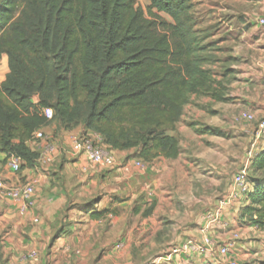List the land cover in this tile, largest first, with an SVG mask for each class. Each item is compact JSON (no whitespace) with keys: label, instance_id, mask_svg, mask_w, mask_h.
<instances>
[{"label":"trees","instance_id":"1","mask_svg":"<svg viewBox=\"0 0 264 264\" xmlns=\"http://www.w3.org/2000/svg\"><path fill=\"white\" fill-rule=\"evenodd\" d=\"M145 1L0 0V56L8 65L0 81V163L12 154L34 163L27 141L50 123L46 107L52 120L81 124L110 149L139 147L144 162L176 158L179 142L168 131L192 96L229 100L232 71L218 79L210 67L192 0ZM196 132L223 136L215 126ZM256 162L264 167V151ZM245 202L243 215L264 229L262 179Z\"/></svg>","mask_w":264,"mask_h":264},{"label":"rangeland","instance_id":"2","mask_svg":"<svg viewBox=\"0 0 264 264\" xmlns=\"http://www.w3.org/2000/svg\"><path fill=\"white\" fill-rule=\"evenodd\" d=\"M139 2L146 3L145 0ZM202 35L207 34L203 32ZM229 38L219 32L207 35L203 41L207 45L205 52L212 56L210 67L217 73V78L220 79L226 70L232 71L228 75L233 78L232 82L224 90V97L229 100L214 101L209 96H192L175 129L168 131L179 142L180 152L176 158L159 156L151 162H144L139 157V147L128 149L122 158H115L117 153H112L103 143L104 148L115 155L110 166L126 168L128 163L129 170H133L137 178L125 180L118 193L107 197L100 194L89 197L87 194L85 198L86 195H82L80 204L62 209L53 229V238L64 235L72 241L76 237L80 241L77 246L80 250L83 236L92 243H102V254L90 256L82 255V251H71L69 257H56L57 263L157 264L159 257L191 241L189 239L203 235L201 228L207 223L208 214L227 196L237 171L244 168L246 179L252 186L257 179L264 181V167L260 168L256 162L264 151V132H256L257 124L264 119V105L261 99L251 103L256 106L258 102L255 109L258 111L251 110L255 116L252 122L240 118L241 110L250 101L246 95L253 84L247 76L243 77L249 82L238 80L240 67L232 56V48L238 43L227 42ZM4 66L8 71L7 56L3 54L0 68ZM240 92V97L235 95ZM77 125L65 126L56 120L57 128ZM204 126L218 127L223 136L196 132ZM50 135L55 136V132ZM118 159L120 164H117ZM137 161L142 163L141 168L136 165ZM21 166L24 169L28 165ZM234 199L229 202L228 209L234 206ZM235 210L233 218L237 226L230 232V237L219 238L225 243L243 240L245 229L253 226L248 221L249 216L243 215V206ZM101 211L105 213L98 217ZM220 220L218 218L214 226L220 224ZM261 238L264 240V232ZM115 244L117 251L112 252ZM31 260L38 261L39 258Z\"/></svg>","mask_w":264,"mask_h":264},{"label":"crops","instance_id":"3","mask_svg":"<svg viewBox=\"0 0 264 264\" xmlns=\"http://www.w3.org/2000/svg\"><path fill=\"white\" fill-rule=\"evenodd\" d=\"M191 4L195 30L206 32L208 36L222 32L229 35L227 42L238 43L232 48V56L241 72L237 78L239 81L249 80L253 84L252 90L247 89L246 98L250 101L241 112L255 110L258 102L256 106L253 104L259 99L264 105V24L260 23V20H264V0H192ZM6 73L5 66L0 68V81L5 79ZM235 95L240 97L241 92ZM42 130L46 135L55 132L53 140L56 150L51 163L40 160L44 151L43 140L27 144L37 155L31 166L14 173L6 163H0V179L8 184H33L36 190L34 203L25 213L20 212L19 201L0 193V264H59L55 261L56 257H69L71 251L99 256L102 254V243H92L82 236V248L79 250L77 246L80 241L76 237L72 241L64 235L53 238V229L61 211L70 205L80 204L82 195H86L85 198L87 194L89 197L94 194L107 197L118 193L125 180L137 178V174L129 170L128 163L126 168L89 165L84 156L75 154L71 145L72 136L95 133L83 125L57 128L55 120L42 127ZM53 137L50 135V139ZM110 151L117 153L115 158H122L127 150ZM120 162L118 159L117 164ZM234 198V206L225 210L220 217V224L213 225L207 232L216 243L215 246L203 254L182 250L175 253L172 250L159 257L157 264H228V260H234L236 264H259L263 261L264 240L261 236L264 231L254 225L245 229L243 240L233 241L228 257H221L218 253V245L225 243L219 238L230 237V232L237 226L233 218L236 207L246 204L240 194ZM195 238L189 240L201 243L204 234ZM115 245L112 252L117 251ZM32 252L36 253L38 261L29 257Z\"/></svg>","mask_w":264,"mask_h":264},{"label":"built area","instance_id":"4","mask_svg":"<svg viewBox=\"0 0 264 264\" xmlns=\"http://www.w3.org/2000/svg\"><path fill=\"white\" fill-rule=\"evenodd\" d=\"M260 23L264 24V20H260ZM43 112L46 120L50 121L53 119L54 113L50 107L44 108ZM240 116L241 119L248 122H252L255 118L254 114L249 111H242ZM256 132L257 134L264 132V119L257 124ZM38 140L44 141V151L40 160L45 163H51L56 150L55 144L50 137L44 133L42 128L33 133L32 137L27 141V144ZM71 145L73 152L84 156L89 165L110 166L114 162L113 154L104 148L102 138L97 133H94L93 135H74L71 138ZM6 164L10 171L17 173L21 170L22 160L20 157L12 154L7 158ZM136 165L140 168L142 167L141 162L137 161ZM246 178L244 168L240 169L233 175L232 183L227 196L220 200L213 211L208 214L207 223L201 228V232L204 234L202 242L195 243L193 241H189L174 248L173 252L176 253L182 250L203 254L216 245V243L208 236L207 232L212 228L214 222H216V220L223 215L225 210L228 209L229 202L236 196V194L242 195L245 200L247 199L248 194L252 190V185ZM0 193L11 200L19 201L20 212L25 213L34 203L36 190L33 184H8L5 180L0 179ZM232 246L233 241H228L224 244L218 245L219 255L224 258L228 257ZM29 257L35 259L36 253H30ZM228 264L236 263L234 260H228Z\"/></svg>","mask_w":264,"mask_h":264}]
</instances>
